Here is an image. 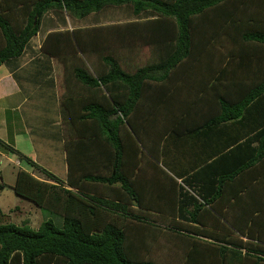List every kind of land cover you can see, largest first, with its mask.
Here are the masks:
<instances>
[{"label": "trees", "instance_id": "16d2710c", "mask_svg": "<svg viewBox=\"0 0 264 264\" xmlns=\"http://www.w3.org/2000/svg\"><path fill=\"white\" fill-rule=\"evenodd\" d=\"M4 1L0 3V64L22 54L50 11L81 19L107 7L129 5L135 16L151 12L154 18L57 34L68 37V42L58 44L65 54L64 67L78 54L104 56L102 70L91 65L93 74L86 66L73 67L76 80L91 91L90 103H82L84 118L94 123L83 179L94 186L86 193L70 176L65 186L0 141L1 153L16 152L20 161L52 182L17 170L14 194L62 215L61 227L51 219L37 230L0 223V264H160L152 252L166 235L184 247L179 264H264V203L241 215L239 223L228 211L240 194L257 189L246 184L232 190L230 184L264 163V0L244 4L242 0ZM223 35L233 43L226 53L216 46ZM115 45L149 46L155 59L128 73L108 55ZM220 57L228 58L233 70H219ZM180 68L187 70L178 75ZM174 78L188 81L190 90L202 95L174 112L167 124L159 123L164 125L165 136L160 134L159 140H164L161 156L168 173L163 172L170 184L165 187L152 180L157 199L148 203L137 183L143 159L130 150L133 146L139 152L135 141L141 135L131 128L133 114L144 90L152 88L156 97ZM67 103L62 102L64 116ZM230 131L237 133L230 136ZM210 135L218 140L217 147L197 157L195 152L213 141ZM183 142L187 147H181ZM65 148L72 172L73 157ZM103 165L112 170L110 178L98 172ZM4 187L0 175V191ZM228 195L234 201L226 203ZM217 214L230 217V228L236 232L220 223Z\"/></svg>", "mask_w": 264, "mask_h": 264}, {"label": "crops", "instance_id": "0c3cea01", "mask_svg": "<svg viewBox=\"0 0 264 264\" xmlns=\"http://www.w3.org/2000/svg\"><path fill=\"white\" fill-rule=\"evenodd\" d=\"M242 1L244 4L247 0ZM91 14L77 19L61 11L47 12V15H43L41 19L37 34L28 41L22 54L0 64V141L13 148L20 155L31 159L40 169L54 175L63 185L67 186V179L70 176V179L79 187H82L86 193H91L90 190L94 186L93 183L88 182L87 178L84 177L83 179L88 171L86 153H88L91 146L89 136L94 123L92 120L84 118L86 113L82 110V103L83 105L84 103H90L91 91L82 86L75 78L73 63H77L76 59L68 60V67L63 68L61 66L64 64L61 58L65 54L60 52L58 44L60 41H67L68 37L57 34L64 31L72 33L73 31L77 32L82 29L112 24L135 23L154 18L151 12L135 16L132 8L126 5L116 7L115 13L107 11L100 21L92 20L84 23L82 20ZM44 17H48L46 22ZM129 48L130 50L124 53L126 57H129V61H133L139 54L135 50L137 48H147L151 53L154 52L149 46L143 45ZM115 58L119 61L122 69L128 73H133L138 68L136 66V68H123L119 60L120 57L115 56ZM93 63H95L94 67L99 70L103 69L96 59ZM153 97L154 90L152 88L144 90L141 103L134 110V118L140 115L146 118L151 116L154 111V108L150 107ZM66 100L68 102V114L64 116L62 102ZM150 131H154V128L150 129L148 125L147 133ZM235 133L237 131H230V136L235 135ZM251 135L244 134L243 137ZM153 136V133L147 136V141L149 142V139ZM209 140L213 141L209 144L205 143L204 146H201L202 150L195 152L197 157H203L215 150L218 140L213 135H210ZM66 145L73 157L72 172L68 171ZM0 159L7 160L8 163L17 167V170L23 169L31 173L40 181L52 183L43 173H39L25 162L20 161L16 152H0ZM1 160L0 165L2 164ZM25 164L30 170H25V167H23ZM141 164L137 183L140 186L142 184V187H138L146 190V195H148L149 191L154 189V184L151 187L150 184H152L155 166L148 160H143ZM99 168L98 172L101 175L106 178L111 177L112 170L108 172L106 165ZM259 171L264 173V163L257 165L255 169L244 171L230 184L229 187L232 186V190H235L237 185L246 184L257 188H254L255 191H253V188L247 190L248 192L244 191L238 197L234 208H228L231 219H241V215L244 217L249 215L252 209L259 205L257 203H264V179H262L264 176L258 178L262 174L257 175ZM252 173L253 178H251ZM252 179H258V182L252 184L254 183ZM115 185L118 186L119 184ZM253 193H256V196L252 197ZM229 197L230 195L227 196L226 203H228V200L234 201V199L230 200Z\"/></svg>", "mask_w": 264, "mask_h": 264}, {"label": "rangeland", "instance_id": "374dc122", "mask_svg": "<svg viewBox=\"0 0 264 264\" xmlns=\"http://www.w3.org/2000/svg\"><path fill=\"white\" fill-rule=\"evenodd\" d=\"M4 0H0V3H3ZM7 1V0H6ZM5 2V1H4ZM107 11H112L115 13L116 7H108L101 12H95L94 14H91L89 17L83 19L82 21L85 23L91 22L92 20L100 21L102 20L103 15ZM50 13V12H48ZM47 15V13H45ZM44 14V15H45ZM51 16V14H50ZM48 15V17H50ZM48 17H44V21L46 22L48 20ZM225 35L221 37L222 41H219L216 43L217 49L220 53H226L228 50L232 48V42L225 40ZM114 46V45H113ZM130 48H120L119 45H115L113 48L110 47V51L108 52V55H111L113 57L117 56L120 57V61L122 63L123 68H133V67H139L147 62L154 61L155 55L151 53L147 48H137V52L139 54L133 59V61H129V57H126L124 54L125 52L129 51ZM96 56H91L88 58H84L81 56V54L77 55V63H73L74 65H80V66H86L87 69L93 74V68L91 69V65L94 66L95 63H93L94 59L101 65L104 66V63L102 61L101 57H104L101 54L95 53ZM82 59V60H81ZM221 59V57L219 58ZM71 61L74 60L70 59ZM128 60V61H126ZM216 58L212 59V64H215ZM221 64H219V70H233L230 65H228V58L221 59ZM64 68V64L61 65ZM229 66V67H228ZM135 67V68H136ZM98 69V68H97ZM99 70V69H98ZM187 69H178L176 74L181 75L184 71ZM181 72V73H179ZM183 79V78H182ZM173 80V78L171 79ZM188 82V81H187ZM185 82V80H180V82L170 81L169 86L163 85V88L161 90H158L156 93V97H153V100L150 104V107L154 108L153 113L150 117H142L140 115L137 118H134L132 129H136L137 131H140L141 135H139L140 140L137 139L135 142L138 145L139 152L137 151L135 153V149L133 146L130 149L132 151L133 156H135L138 153L139 158H142L143 160L150 161L154 166L155 170L153 172V182L155 184L160 183L162 186H169L170 179L169 176L164 174L166 171V168L163 164V158L161 156V150L164 145V140H159L160 134H163L165 136L164 132L161 130L164 129V125L160 124H167L170 122L171 115L175 112L178 113L181 110H183L187 105L191 106L194 101H198V97L202 95V92H193L190 90L189 84ZM178 85V88L176 86ZM199 89L200 86L198 85ZM198 89V90H199ZM180 99L178 102L175 100ZM192 100V102H189V100ZM160 100L165 102H159ZM158 101V102H157ZM168 104V108H166L165 104ZM166 108V109H165ZM166 110V111H165ZM160 123V124H159ZM154 128V131H150L147 133V129ZM127 126H129L127 124ZM139 133V132H138ZM154 134L153 138L149 139V142L147 141V136L150 134ZM128 142V140H126ZM171 141L172 138H171ZM183 147H187V144L184 142L182 143ZM184 153H186L184 151ZM1 160V159H0ZM2 164L0 165V173L2 176V182L5 184V187L2 191H0V223H13L18 226L22 225H28L30 228L37 230L40 224L46 220H53V222L61 227L62 226V215L52 212L50 209L46 207H38L35 206L33 203L29 202L28 200H25L23 198H20L14 194L13 191V184L15 182V171H17V167H14L13 164L8 163L7 160L2 159ZM25 167V170H30L27 168L28 166L25 164L23 165ZM23 170V169H22ZM164 171V172H163ZM171 175V174H170ZM157 180V181H156ZM153 184H150V187ZM143 192L146 193V190L143 189ZM146 196V201L149 203L153 199H157L156 197V191L154 189H151L149 191L148 195ZM261 205V204H259ZM217 220L220 221V223L224 224L225 227L229 228L228 230H233L230 228V222L232 220L230 217L227 218V216H220L216 215ZM152 217L155 219V214L152 215ZM235 221L239 223V219L235 218ZM233 232H236L233 230ZM166 235L165 239H159L157 241L156 246H154V251L152 252V257L154 260H156L160 264H179L182 257H183V249L181 245L173 242L172 236Z\"/></svg>", "mask_w": 264, "mask_h": 264}]
</instances>
